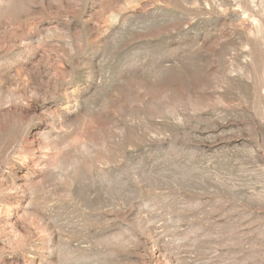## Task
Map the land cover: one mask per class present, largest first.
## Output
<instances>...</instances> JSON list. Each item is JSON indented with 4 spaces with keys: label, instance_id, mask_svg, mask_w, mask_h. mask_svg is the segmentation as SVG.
<instances>
[{
    "label": "rangeland",
    "instance_id": "374dc122",
    "mask_svg": "<svg viewBox=\"0 0 264 264\" xmlns=\"http://www.w3.org/2000/svg\"><path fill=\"white\" fill-rule=\"evenodd\" d=\"M0 264H264V0H0Z\"/></svg>",
    "mask_w": 264,
    "mask_h": 264
}]
</instances>
